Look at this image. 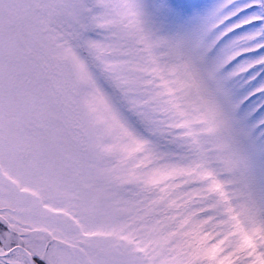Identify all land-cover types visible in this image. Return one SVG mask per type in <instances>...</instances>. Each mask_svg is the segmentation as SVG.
Instances as JSON below:
<instances>
[{
	"label": "snow or ice",
	"instance_id": "1",
	"mask_svg": "<svg viewBox=\"0 0 264 264\" xmlns=\"http://www.w3.org/2000/svg\"><path fill=\"white\" fill-rule=\"evenodd\" d=\"M0 264H264V0H0Z\"/></svg>",
	"mask_w": 264,
	"mask_h": 264
},
{
	"label": "rangeland",
	"instance_id": "2",
	"mask_svg": "<svg viewBox=\"0 0 264 264\" xmlns=\"http://www.w3.org/2000/svg\"><path fill=\"white\" fill-rule=\"evenodd\" d=\"M195 2L202 5H207L212 3V0H195Z\"/></svg>",
	"mask_w": 264,
	"mask_h": 264
}]
</instances>
